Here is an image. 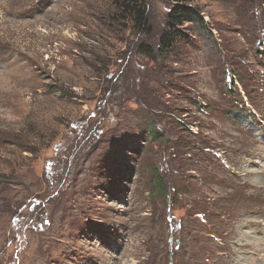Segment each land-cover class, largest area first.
I'll list each match as a JSON object with an SVG mask.
<instances>
[{
    "label": "rangeland",
    "instance_id": "374dc122",
    "mask_svg": "<svg viewBox=\"0 0 264 264\" xmlns=\"http://www.w3.org/2000/svg\"><path fill=\"white\" fill-rule=\"evenodd\" d=\"M116 4L0 0V264H264V0Z\"/></svg>",
    "mask_w": 264,
    "mask_h": 264
},
{
    "label": "trees",
    "instance_id": "16d2710c",
    "mask_svg": "<svg viewBox=\"0 0 264 264\" xmlns=\"http://www.w3.org/2000/svg\"><path fill=\"white\" fill-rule=\"evenodd\" d=\"M151 0H116L119 5V9L122 14H127L132 16L133 21L136 26L145 28L148 23V12L149 3ZM197 0H170L171 6L169 12H167V23L165 25V33L161 38L158 45V50L156 55L161 59L168 56L171 53L174 44L180 39V36L184 33L181 29V23L191 22L194 20H202L198 13L192 8V4ZM116 4V5H117ZM145 55L151 56L155 53H151L149 50L144 49L142 51ZM151 134H153L151 132ZM154 134H157L154 132ZM159 183H157V187Z\"/></svg>",
    "mask_w": 264,
    "mask_h": 264
},
{
    "label": "bare ground",
    "instance_id": "6f19581e",
    "mask_svg": "<svg viewBox=\"0 0 264 264\" xmlns=\"http://www.w3.org/2000/svg\"><path fill=\"white\" fill-rule=\"evenodd\" d=\"M256 238V237H255ZM244 242V241H243Z\"/></svg>",
    "mask_w": 264,
    "mask_h": 264
}]
</instances>
